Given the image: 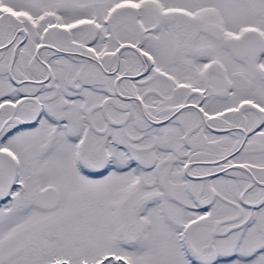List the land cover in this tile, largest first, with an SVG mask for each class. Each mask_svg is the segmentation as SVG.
Here are the masks:
<instances>
[{
    "label": "snow or ice",
    "instance_id": "6c2138e0",
    "mask_svg": "<svg viewBox=\"0 0 264 264\" xmlns=\"http://www.w3.org/2000/svg\"><path fill=\"white\" fill-rule=\"evenodd\" d=\"M0 264H264V0H0Z\"/></svg>",
    "mask_w": 264,
    "mask_h": 264
}]
</instances>
